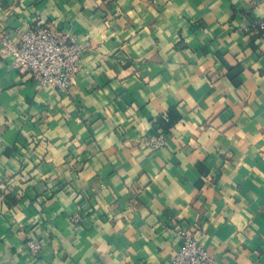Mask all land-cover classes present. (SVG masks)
<instances>
[{
	"label": "crops",
	"instance_id": "0c3cea01",
	"mask_svg": "<svg viewBox=\"0 0 264 264\" xmlns=\"http://www.w3.org/2000/svg\"><path fill=\"white\" fill-rule=\"evenodd\" d=\"M263 14L264 0H0V36L42 23L85 46L70 94L0 56V264H168L177 224L221 264H264V40L246 30ZM155 132L159 150L141 140Z\"/></svg>",
	"mask_w": 264,
	"mask_h": 264
},
{
	"label": "built area",
	"instance_id": "2783aa9c",
	"mask_svg": "<svg viewBox=\"0 0 264 264\" xmlns=\"http://www.w3.org/2000/svg\"><path fill=\"white\" fill-rule=\"evenodd\" d=\"M246 30L264 40V14L248 24ZM13 38L10 33L0 36V56L11 58V63L21 73L27 74L37 88H50L62 94H70L76 85L81 70L85 46L50 26L38 23L27 25ZM153 150L168 144V135L163 132L146 133L141 138ZM9 191V184L0 180V197ZM80 216H74L78 221ZM176 235L180 245L168 264H221L220 259L204 246L192 228L177 224ZM44 240L27 238L25 251L39 257Z\"/></svg>",
	"mask_w": 264,
	"mask_h": 264
},
{
	"label": "trees",
	"instance_id": "16d2710c",
	"mask_svg": "<svg viewBox=\"0 0 264 264\" xmlns=\"http://www.w3.org/2000/svg\"><path fill=\"white\" fill-rule=\"evenodd\" d=\"M17 174H19V173H17ZM15 178H16L17 180H20V179H22V174H21V172H20V174H19V175H17Z\"/></svg>",
	"mask_w": 264,
	"mask_h": 264
}]
</instances>
